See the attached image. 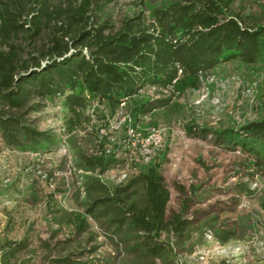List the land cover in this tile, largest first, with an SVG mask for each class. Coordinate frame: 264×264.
I'll return each instance as SVG.
<instances>
[{"label":"rangeland","instance_id":"1","mask_svg":"<svg viewBox=\"0 0 264 264\" xmlns=\"http://www.w3.org/2000/svg\"><path fill=\"white\" fill-rule=\"evenodd\" d=\"M1 1L0 5L8 0ZM16 1L23 9L18 24H24L11 42L21 64L28 61V51L36 54L47 48V33L54 29L37 41L28 39L30 24L25 18H29L34 0ZM263 1L234 0L230 11L245 21L250 16L264 21ZM169 2L114 0L108 6L110 27L106 32L118 28L125 16L141 12L149 19V11ZM0 44L2 49L9 47L2 40ZM187 87L158 94L172 96L171 103L176 105L167 112L140 117L134 131L126 124L129 118L124 104L112 109L91 96L78 118L61 101L52 104L36 97L29 103L40 101L38 109L24 110L22 115L10 111L8 115L17 113L13 116L34 129H51L61 140L46 151H18L5 145L0 136V264H4L5 243L15 248L8 264H57L53 260L62 257L81 264H136L120 232L105 218L88 217V228L80 233L70 223L74 213L84 211L81 183L86 172L75 162L81 155L99 152L101 142L117 158L101 175L106 185L129 183L149 161H156L170 193L167 217L179 212L188 200L184 217L191 225L182 235L162 233L159 241H169L173 249L165 262L155 259L148 264H264V169L255 170L243 153L223 148L211 133L201 138L185 131L188 124L236 128L264 116V56L252 65L237 59L223 62L198 86ZM239 182L247 183L254 193L237 194L234 184ZM243 213L246 219L240 218ZM217 215L218 225L233 226L236 232L225 244H217L200 231L204 218Z\"/></svg>","mask_w":264,"mask_h":264},{"label":"trees","instance_id":"2","mask_svg":"<svg viewBox=\"0 0 264 264\" xmlns=\"http://www.w3.org/2000/svg\"><path fill=\"white\" fill-rule=\"evenodd\" d=\"M113 1L58 0L52 4L51 0H34L25 18L30 24L28 39L37 41L48 29L54 30L47 33V48L36 54L28 51V61L21 64L11 39L24 24H18L22 7L16 0L1 3L0 40L9 46L2 49L0 44V136L5 145L18 151H46L58 145L61 139L51 129H34L18 116L24 110L38 109L40 101L53 104L59 100L74 118L86 106L87 96L112 109L124 102L126 124L134 131L140 117L174 108L172 96H158L162 91L195 88L223 62L237 59L252 65L264 56V21L250 15L245 21L233 14L234 0H171L149 11V19L141 12L125 16L118 28L106 32L108 6ZM147 89L155 91L148 94ZM32 97L40 101L29 103ZM12 110L18 117L13 112L8 115ZM185 131L201 138L211 133L223 148L243 153L255 170L264 169V116L236 128L188 124ZM99 148L75 162L86 172L81 183L84 211L74 213L70 223L80 233L88 228V217L105 218L120 232L124 247L134 254L133 262H165L173 248L159 238L165 232L182 235L191 225L184 217L188 200L179 212L167 217L170 193L156 161H149L129 183L106 185L101 175L117 158L103 142ZM234 185L239 195L254 193L247 183ZM240 218L247 217L243 213ZM218 219V215L204 218L200 231L217 244H225L236 232L233 226L218 225ZM5 245L1 259L8 264L15 248ZM53 261L81 264L68 257Z\"/></svg>","mask_w":264,"mask_h":264},{"label":"built area","instance_id":"3","mask_svg":"<svg viewBox=\"0 0 264 264\" xmlns=\"http://www.w3.org/2000/svg\"><path fill=\"white\" fill-rule=\"evenodd\" d=\"M122 104H124V102H122ZM130 131H132V129L130 130ZM210 237V236H209ZM211 238V237H210Z\"/></svg>","mask_w":264,"mask_h":264}]
</instances>
